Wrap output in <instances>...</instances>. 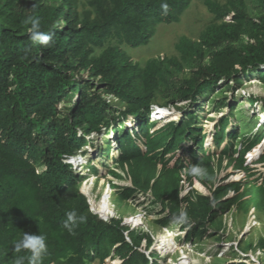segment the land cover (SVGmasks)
<instances>
[{
	"label": "trees",
	"instance_id": "16d2710c",
	"mask_svg": "<svg viewBox=\"0 0 264 264\" xmlns=\"http://www.w3.org/2000/svg\"><path fill=\"white\" fill-rule=\"evenodd\" d=\"M194 1L0 0V264L27 255L13 251L24 232L47 237L42 264H165L164 234L96 207L82 191L105 179L96 166L103 160L120 171L108 175L130 182H108L112 192L134 209L147 204L144 216L172 231L179 248L214 238L213 226L230 213L264 212V134L238 133L234 104L224 114L227 106L210 102L207 118L198 105L215 91L264 83V0L205 1L211 22L176 48L183 61L210 51L211 60L194 67L181 96L189 104L177 116L163 107L164 120H151L169 88L164 69L182 71L179 60L142 67L123 49L148 46L159 25L180 23ZM28 16L40 18L50 47L30 41ZM249 102L262 113L259 98ZM105 133L112 137L93 157L91 138ZM195 164L214 179L189 175ZM72 210L87 222L69 233L62 225ZM181 210L187 222L174 223Z\"/></svg>",
	"mask_w": 264,
	"mask_h": 264
},
{
	"label": "rangeland",
	"instance_id": "374dc122",
	"mask_svg": "<svg viewBox=\"0 0 264 264\" xmlns=\"http://www.w3.org/2000/svg\"><path fill=\"white\" fill-rule=\"evenodd\" d=\"M206 0H195L190 9L182 17L180 23L171 25L162 24L158 26L157 33L148 46H143L136 49H123L129 54L133 62L144 67L148 60L160 57L161 59L177 58L183 67L182 71H178L174 67L171 71L164 69L166 82L169 88L165 90L162 97L155 100L153 104V119L160 118L164 120V109L167 107L170 112L177 116L180 113L178 107H184L189 104L182 99V93L187 88L186 82L194 73V67L205 66L211 60V51L206 54L204 60H187L183 61L180 52L176 46L181 37L197 38L202 31L211 22L213 16L209 13L205 6ZM225 1V0H220ZM53 2V1H52ZM87 9L85 5L79 8V14L84 15ZM251 16L254 14L252 12ZM101 51L97 52L100 55ZM167 67V66H166ZM251 96L259 98L261 102L258 105V110L262 111L261 114L254 115L251 110L252 106L249 102ZM109 98V97H106ZM228 98V100H226ZM205 102H199L207 118L208 112L213 109L214 105H224L228 108L220 113L229 114L231 112L232 104H234L233 112L236 115L238 133L256 134L258 131L264 134V83L259 81L245 82L242 88L238 91L223 89L215 91L212 95L204 98ZM226 100V103H225ZM112 104H116V99H113ZM178 103V105H177ZM215 105V106H216ZM199 106V107H200ZM210 117V116H209ZM212 118V117H211ZM261 133V134H262ZM112 135L106 133L101 137L95 135L91 138L94 149H92L93 157L100 155L99 145L105 139ZM102 162V163H101ZM109 166V168L105 167ZM97 168H100L102 174L105 176L104 180L89 181L81 186L82 191L88 198L95 204L96 207L102 209H109L117 214L119 217L130 220L139 229L148 230L155 234H164L166 247L165 264H181L182 260L189 262V264H227L231 261H242L245 264H264V249L259 245V240L264 239V212L260 213L256 210H251L249 214L241 212H233L224 216L218 223L213 226V230L217 235L207 241L200 242L194 246H186L179 248L177 241L172 237V231L164 232L156 227L153 223L155 217H145L143 212L147 213L144 209L147 204L135 209L128 204L122 202L112 192L108 182L118 184L120 186L130 185L129 181H117L112 176L108 175V170L115 169L116 167L106 161L96 163ZM118 173L120 171L116 170ZM225 173L222 174V176ZM221 176V177H222ZM206 191H202L204 193ZM114 200V201H113ZM143 201V200H141ZM139 203V202H137ZM119 206V207H118ZM115 262L114 264H117ZM92 264H101L96 261ZM111 264V263H106Z\"/></svg>",
	"mask_w": 264,
	"mask_h": 264
},
{
	"label": "clouds",
	"instance_id": "9594fccd",
	"mask_svg": "<svg viewBox=\"0 0 264 264\" xmlns=\"http://www.w3.org/2000/svg\"><path fill=\"white\" fill-rule=\"evenodd\" d=\"M163 9V14H167L169 5L163 3L160 5ZM25 25H31L27 31L29 34V39L31 42L39 43L43 47H50V42L52 41V36L46 32L40 30V18L36 16H28L22 21ZM188 174L193 177H200L202 179H207L212 181L213 176L209 175L207 171L202 168L199 164L190 165L188 168ZM66 220L63 222V228L67 229L69 233H73L74 229L78 227L79 224L87 222L86 215H78L75 210L68 211L66 213ZM187 213L181 210L180 213L173 217V222L177 224H182L187 222ZM169 232V231H167ZM13 251L15 253H27V255H17L14 257L12 264H42L44 256L48 252L47 237L40 233L30 234L24 232L21 239L15 242Z\"/></svg>",
	"mask_w": 264,
	"mask_h": 264
},
{
	"label": "bare ground",
	"instance_id": "6f19581e",
	"mask_svg": "<svg viewBox=\"0 0 264 264\" xmlns=\"http://www.w3.org/2000/svg\"><path fill=\"white\" fill-rule=\"evenodd\" d=\"M119 199V198H118ZM114 201V200H113ZM119 207V206H118ZM169 232H170V230H169Z\"/></svg>",
	"mask_w": 264,
	"mask_h": 264
}]
</instances>
